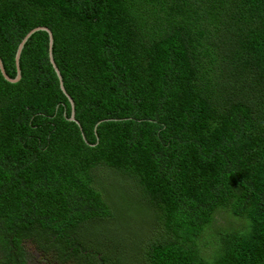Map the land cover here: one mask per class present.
Segmentation results:
<instances>
[{
  "label": "trees",
  "instance_id": "16d2710c",
  "mask_svg": "<svg viewBox=\"0 0 264 264\" xmlns=\"http://www.w3.org/2000/svg\"><path fill=\"white\" fill-rule=\"evenodd\" d=\"M37 26L79 124L38 31L0 72V264L29 241L61 264H264V0H0L10 76ZM105 169L145 208L106 200ZM219 210L248 230L211 229ZM134 212L136 235L95 237Z\"/></svg>",
  "mask_w": 264,
  "mask_h": 264
},
{
  "label": "rangeland",
  "instance_id": "374dc122",
  "mask_svg": "<svg viewBox=\"0 0 264 264\" xmlns=\"http://www.w3.org/2000/svg\"><path fill=\"white\" fill-rule=\"evenodd\" d=\"M93 170L89 173V180L90 181H96L95 184H97V187L99 190H101V193L103 194L104 198L106 200H109V196L112 194L120 195L122 199H126V201L123 200L124 203H128L133 205L136 203V205L141 206L142 208H145L143 206L144 199L142 198L141 194L138 192V188L136 186V190H132L131 192L126 191H118L120 189L121 181V174L118 170L112 169V170ZM98 171V172H97ZM120 184V185H119ZM119 185V187H117ZM115 187V189H113ZM133 187L130 188V190ZM131 193V194H130ZM139 200V201H138ZM136 218L133 217V222L128 224L124 221V219L115 217V218H109V221L106 224L99 223L97 224L94 229L95 232H98L97 234H94L95 237L99 238V235L105 234V229L112 226L113 224H116V222L121 223V226L125 230L133 232V235H136L137 232H139V228L137 224H139L142 220H145V216L143 214H140L138 212L132 213ZM123 215V213H122ZM122 220V221H121ZM243 219L232 217L230 214L226 212V210H219V212L216 213L214 217V222L211 224V229H223V231L226 229L234 230L238 228L237 230H248L247 224L243 223ZM135 225V226H134ZM106 227V228H105ZM135 233V234H134ZM107 234V233H106ZM213 234L216 235L215 232H210L207 234L209 242H213ZM93 239V237H92ZM27 250V264H61L58 262L54 257H52L50 253H44L43 251L37 249L32 242H26L25 245ZM214 247L210 245L209 249V256H212V252Z\"/></svg>",
  "mask_w": 264,
  "mask_h": 264
},
{
  "label": "water",
  "instance_id": "95a60500",
  "mask_svg": "<svg viewBox=\"0 0 264 264\" xmlns=\"http://www.w3.org/2000/svg\"><path fill=\"white\" fill-rule=\"evenodd\" d=\"M38 31H46L49 35V42H48V56H49V62L59 80V87L60 89L63 91V93L67 96V98L69 99V101L72 104V114H70V116L68 117V119L70 121H74L77 122L79 124V121L76 119L75 117V102L73 100V98L71 97V95L68 93V91L65 89L64 84H63V80H62V76L60 73V70L58 69L55 61H54V57H53V42H54V35L52 30L48 27V26H37L35 28H33L32 30H30L25 37L22 39L21 42H19L17 48H16V52H15V67H16V74L15 76H10L7 72L6 69L4 67V63L2 61V59L0 58V72L2 74V76H4L7 80L11 81V82H17L20 78H21V69H20V56H21V52L26 44V42L29 41V39Z\"/></svg>",
  "mask_w": 264,
  "mask_h": 264
}]
</instances>
